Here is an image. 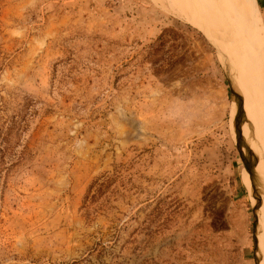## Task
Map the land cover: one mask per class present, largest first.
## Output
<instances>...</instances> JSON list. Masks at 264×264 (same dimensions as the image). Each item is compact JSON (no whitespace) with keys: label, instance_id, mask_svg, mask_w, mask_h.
<instances>
[{"label":"rangeland","instance_id":"1","mask_svg":"<svg viewBox=\"0 0 264 264\" xmlns=\"http://www.w3.org/2000/svg\"><path fill=\"white\" fill-rule=\"evenodd\" d=\"M235 5L0 0V264H264Z\"/></svg>","mask_w":264,"mask_h":264},{"label":"bare ground","instance_id":"2","mask_svg":"<svg viewBox=\"0 0 264 264\" xmlns=\"http://www.w3.org/2000/svg\"><path fill=\"white\" fill-rule=\"evenodd\" d=\"M227 1L231 3L232 7L236 8V0ZM240 15H237L236 19L240 18ZM234 23L237 24L236 22ZM251 23V21H246V27H242L241 24L238 25V30H235L236 32L234 31L232 34L234 38L232 43L235 45L234 52L238 57L236 60L242 64V68L247 77L246 84L249 89L248 105L244 106H246L245 108L247 110L249 109L248 111L252 110L253 115L255 114L258 141L261 142L262 148L264 149L262 143L264 133V46L260 42L258 36L253 35L254 31ZM231 26H233V24H231ZM247 115L246 117H250L249 112ZM260 159L264 161V155L261 156Z\"/></svg>","mask_w":264,"mask_h":264}]
</instances>
